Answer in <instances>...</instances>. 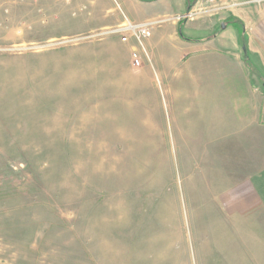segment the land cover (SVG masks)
<instances>
[{"label":"rangeland","instance_id":"1","mask_svg":"<svg viewBox=\"0 0 264 264\" xmlns=\"http://www.w3.org/2000/svg\"><path fill=\"white\" fill-rule=\"evenodd\" d=\"M123 2L0 0V264H264L253 223L208 219L219 215L206 213L200 177L220 163L182 156L190 141L40 134L53 121L47 111L70 104L54 99L52 58L115 36L102 32L122 12L129 18ZM230 12L264 59V0H197L180 20L205 18L203 32L221 30ZM212 64L230 68L217 57Z\"/></svg>","mask_w":264,"mask_h":264},{"label":"crops","instance_id":"2","mask_svg":"<svg viewBox=\"0 0 264 264\" xmlns=\"http://www.w3.org/2000/svg\"><path fill=\"white\" fill-rule=\"evenodd\" d=\"M190 1L123 2L131 20L163 19L146 41L149 60L142 57L138 68L131 60L135 41L123 42L116 35L54 56L50 64L55 76L48 84L54 99H70V104L48 110L53 121L40 124V134L98 141L169 139L183 147L190 141L182 156H207L220 163L200 177L207 189L206 206L214 209L206 213L219 215L208 219L253 223L249 232L262 237L259 247L264 248V90L256 71L242 60V32L262 65L264 59L251 48L237 12L222 17V23L230 24L221 30L214 24L203 32L205 18L184 23L187 37L203 40H182L175 16L189 12ZM237 20L244 25L242 32ZM215 57L230 68L214 69ZM167 98L174 107L168 118ZM244 231L239 229V237L247 236Z\"/></svg>","mask_w":264,"mask_h":264},{"label":"built area","instance_id":"3","mask_svg":"<svg viewBox=\"0 0 264 264\" xmlns=\"http://www.w3.org/2000/svg\"><path fill=\"white\" fill-rule=\"evenodd\" d=\"M215 0H206V2H213ZM118 8L121 10L119 4ZM123 21L115 26L111 27L104 32V35H116L123 42H128L130 39H133L136 43V46L131 51V60L134 67L138 68L142 65L143 58L149 60V54L146 49V41L150 38L151 30L155 25L160 24L163 19L159 20H149L144 19L140 21L130 20L123 12L121 13ZM189 16V15H188ZM181 15H176L175 19L180 20Z\"/></svg>","mask_w":264,"mask_h":264},{"label":"trees","instance_id":"4","mask_svg":"<svg viewBox=\"0 0 264 264\" xmlns=\"http://www.w3.org/2000/svg\"><path fill=\"white\" fill-rule=\"evenodd\" d=\"M142 1H149V0H142ZM195 2L194 1H190L189 4H188V11H190L193 3ZM183 20H180L179 21V26H178V35L179 37L182 39V40H185V41H201L203 40L202 38H190V37H187L184 33H183ZM223 24L225 26H227L228 24H230V21H224ZM243 23H240L238 24V28H237V31L238 32H242L243 31ZM220 28H222V26L220 25ZM246 36L243 34L242 32V35L240 34V42L242 44V46H244L246 49L245 50H242V60L244 61L245 65L252 71H257L256 69H259L262 73H260L259 77L262 79V84H263V90H264V71L262 70V67L260 66L259 68L255 66V64H253L251 58H250V52H249V49L247 47V39L245 38Z\"/></svg>","mask_w":264,"mask_h":264},{"label":"water","instance_id":"5","mask_svg":"<svg viewBox=\"0 0 264 264\" xmlns=\"http://www.w3.org/2000/svg\"><path fill=\"white\" fill-rule=\"evenodd\" d=\"M222 28H225L226 26L222 23L221 24ZM246 48L243 46V50H245Z\"/></svg>","mask_w":264,"mask_h":264}]
</instances>
